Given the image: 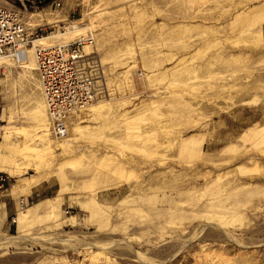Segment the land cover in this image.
Returning a JSON list of instances; mask_svg holds the SVG:
<instances>
[{
  "label": "rangeland",
  "instance_id": "rangeland-1",
  "mask_svg": "<svg viewBox=\"0 0 264 264\" xmlns=\"http://www.w3.org/2000/svg\"><path fill=\"white\" fill-rule=\"evenodd\" d=\"M29 1L0 4L85 28L65 43L94 39L104 93L63 146L36 140V72L0 73V264H264V0Z\"/></svg>",
  "mask_w": 264,
  "mask_h": 264
},
{
  "label": "built area",
  "instance_id": "built-area-1",
  "mask_svg": "<svg viewBox=\"0 0 264 264\" xmlns=\"http://www.w3.org/2000/svg\"><path fill=\"white\" fill-rule=\"evenodd\" d=\"M22 5L27 12V5ZM23 13L22 9L0 4V73L7 62L15 64L25 58L28 48L39 39L37 29L32 31ZM93 45L92 37H81L70 43L35 48V72L52 123L51 134L56 139L68 134V122L74 114L104 93L101 65L93 50L86 52ZM4 123L0 103V139ZM8 180L5 173H0V195L7 190Z\"/></svg>",
  "mask_w": 264,
  "mask_h": 264
},
{
  "label": "bare ground",
  "instance_id": "bare-ground-1",
  "mask_svg": "<svg viewBox=\"0 0 264 264\" xmlns=\"http://www.w3.org/2000/svg\"><path fill=\"white\" fill-rule=\"evenodd\" d=\"M84 29L85 28H79L77 25H74V27L71 29L69 34H66V35L65 34H58L55 36L46 37V38L34 41L33 46L30 47L32 49L29 48L26 51V57L24 59H20L19 65L21 67H24L26 70L35 71L36 70V64H35V54L34 53H35L36 47H38V46L52 47V46H55V44H65V42H67V40H69L70 36H72V35L77 36L78 32L83 33L85 31ZM65 38H67L66 41H62V40H65ZM87 49H89V48H87ZM28 53L30 54V56L28 55ZM32 53H33V59H32V55H31ZM27 58L31 59V61L28 60ZM8 63H10V62H7V64ZM12 65H14V64H12ZM38 83H39V81H38ZM39 87H40V84H39ZM40 91H41V89H40ZM42 99H43V97H42ZM33 107H34L33 108L34 115H32V120L34 121V123L36 125V130L39 129L41 131V135L35 136V137H36V140L39 139V137L41 140H43L45 136L50 135L49 132H51L52 123H51V120L48 116L44 101H43V103H38V102L34 103ZM88 107L89 106L81 109L79 113H81L82 111H84ZM91 109H95V108L91 107L87 110H91ZM10 122H11V119L9 121V125H10ZM49 122H50V124H49ZM67 128H68V132H69L70 126H68ZM10 129L11 128H8V127L4 129V127H3L4 132H3V136L1 135L2 141H0V146L8 143L9 133H10L9 130ZM78 130H79V128H76L75 132H77ZM36 140L34 139V141H36ZM72 141H73V137H71V134H70L69 136L64 137L63 140H59V145L69 146L70 143H72ZM26 148H28V146L25 147V150H26ZM19 170H20V168L15 166V165L14 166L0 165V172H3L5 174H7L8 176H15L17 174V171H19ZM4 217H5V213L3 212V206L0 204V222L3 221Z\"/></svg>",
  "mask_w": 264,
  "mask_h": 264
},
{
  "label": "crops",
  "instance_id": "crops-1",
  "mask_svg": "<svg viewBox=\"0 0 264 264\" xmlns=\"http://www.w3.org/2000/svg\"><path fill=\"white\" fill-rule=\"evenodd\" d=\"M35 192H30L27 196H30L31 194H34ZM9 196H11L10 194H6L3 193L2 195H0V204L3 206V212L5 213V217L3 219L2 222H0V229H2L3 231L8 232L9 231V227H7V222L9 220V208H8V204L11 203L12 206V210L15 211L16 207V203L14 201V199H11ZM10 198V199H9Z\"/></svg>",
  "mask_w": 264,
  "mask_h": 264
}]
</instances>
